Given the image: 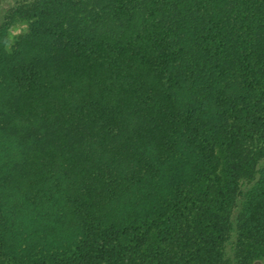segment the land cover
Returning <instances> with one entry per match:
<instances>
[{"label":"trees","instance_id":"trees-1","mask_svg":"<svg viewBox=\"0 0 264 264\" xmlns=\"http://www.w3.org/2000/svg\"><path fill=\"white\" fill-rule=\"evenodd\" d=\"M0 17V264L264 258V0Z\"/></svg>","mask_w":264,"mask_h":264},{"label":"rangeland","instance_id":"rangeland-1","mask_svg":"<svg viewBox=\"0 0 264 264\" xmlns=\"http://www.w3.org/2000/svg\"><path fill=\"white\" fill-rule=\"evenodd\" d=\"M7 6H8V0H3L2 2H0V16L3 13V8H5ZM18 33H20V29L18 27H14V28H12V30L10 32V35L14 37ZM256 264H264V258L263 259H259L256 262Z\"/></svg>","mask_w":264,"mask_h":264}]
</instances>
